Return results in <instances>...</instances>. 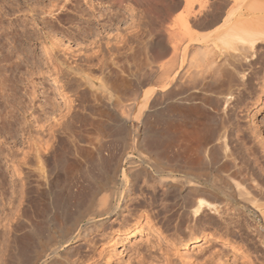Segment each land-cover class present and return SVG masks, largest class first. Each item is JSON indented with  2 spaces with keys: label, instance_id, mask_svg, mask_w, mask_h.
Masks as SVG:
<instances>
[{
  "label": "rangeland",
  "instance_id": "374dc122",
  "mask_svg": "<svg viewBox=\"0 0 264 264\" xmlns=\"http://www.w3.org/2000/svg\"><path fill=\"white\" fill-rule=\"evenodd\" d=\"M206 2L208 5L213 3L208 10H213L214 16H219L217 22L210 21L211 16L204 13L198 15L196 13L195 17L187 16V5L181 0H115L113 4L104 0H0V264H202L211 257L214 259L213 262L217 261L218 264L264 263L262 245L264 233L261 232V237L251 230L258 225L256 221L252 222L241 216L238 220L240 228L234 227L230 233L224 234L225 224H218L216 215L206 210L198 221L201 225L204 224L202 232L190 235L187 225L192 226L194 218L191 217V220L177 230L174 227L175 221L167 219L170 212H165L163 207L164 203L174 202L173 198L162 195L158 187L154 193L151 192L142 174L136 175L133 179L130 176L126 178L127 180L124 178L118 180L122 179V167L119 164L116 173L117 184L109 186L102 183L106 180L107 172L110 174L114 165L119 163V160L117 161L119 156L124 159L125 152L131 153L134 160L138 158L136 164L146 166L150 172L153 171V166L152 162L145 158L147 155L152 154L160 160H167L163 125L165 126L166 122L164 106L169 102L164 100L166 95L159 92L158 80L151 78L153 81H149L146 89H156L152 95L155 97L152 98V102L156 105L151 102L148 116L136 118L139 121L132 120L130 125L132 130L129 126L132 134L128 136L130 141H127L129 144H125L123 125L115 116L112 115L111 118L110 105L105 101L107 105H104V108L103 102L102 104L93 102L95 96L94 92L91 94L93 89L81 78L83 73L92 77L102 76L93 70L94 66H87V57L94 56L93 52L99 50L104 54L107 67H112L110 63L115 66V62L118 66L113 68L123 72L119 77L134 80L136 77L129 75L126 66L129 61L136 64L134 67L142 62V55L138 50L140 42L152 37L155 43L152 46L151 67L156 70L161 62H166L168 60L166 58L172 55L169 46L171 42L178 41L185 45L192 34L195 33L197 38L200 36L198 38L200 39L203 35L209 32L211 34L220 28L219 25H223L232 3L229 0ZM257 5L252 4L255 8ZM194 6L197 11L198 3L195 2ZM163 10L165 16L159 12ZM181 23L192 30L183 28ZM167 31H171L172 36L169 35L171 38L168 37ZM197 41L189 43L191 45L189 50L194 51L192 54L199 46L197 43L201 42ZM161 43L169 46L168 50L171 52L164 53ZM121 44L133 45L137 49L132 50L135 51L132 56L130 50L127 51L128 63L123 58L126 56L123 52L128 46L123 47L125 50L121 48L120 52L123 55L119 50L117 52L114 50L115 46H122ZM263 48L264 43L261 42L256 50L260 57L264 56ZM129 54L131 57H128ZM221 57L225 59L227 56L223 53ZM222 63L223 67H229L227 61L222 60ZM50 64H60L61 72L58 76L61 79L60 84L54 82L52 77L54 73L52 68H49L53 66ZM49 69L52 73H48ZM253 69L244 66L237 75L239 78L237 87L241 90L243 74L249 79L250 89L244 90L245 95L243 94L241 99L236 101L233 97L226 99L227 95L231 94L229 91H224V94L219 96L224 100L221 99L223 107L220 106L218 113L216 112V122L221 120L217 122V127L220 128V122L225 125L224 128L230 126L233 121L237 122V126L231 125L232 129L225 132L226 139L222 137L223 139L217 141L219 151L225 148L227 150L224 151L235 149L247 151L249 147L256 146L257 151H261V144L264 141V69L261 71H257L256 67ZM116 78L118 76L114 77L113 82ZM55 88H61L62 93H66L70 99L69 108L68 101H61L62 98L58 97ZM196 89H186L184 95L193 93ZM196 92L203 93L204 96L210 94L203 87ZM237 92L232 91L231 96H236ZM199 93L198 96L201 97L203 94ZM198 96L194 97L195 100L192 97V102H199ZM111 102H116V97H113ZM91 106H96L97 110L102 109L104 113L100 110L99 112L103 113V116H100L99 112L96 113V108L92 109ZM115 106V109L119 110L120 105ZM204 107L206 112L201 111L202 114L213 108L207 104H204ZM93 110L96 111L95 114H90ZM95 118L99 119L97 122L103 119L105 128L102 127V122L97 123ZM91 122H95L97 128L100 126L98 124H101V128L98 129H103L98 131ZM219 128L218 132L224 131V128L221 127L220 131ZM188 129L186 137L183 135L180 139L186 140L184 141L186 145L183 146H188L191 150L193 148L191 143L195 146L197 135L193 129ZM135 134L138 137H135ZM200 135H203V131ZM139 139L142 145L145 144L142 146L143 150L135 142L136 140L139 142ZM180 141L182 143V140ZM220 142L222 144H219ZM223 142L227 146L223 145ZM124 145L132 148L131 151L127 146V150L124 151ZM63 148L66 150L69 148L68 150L73 153L70 154L73 160L70 152L67 150V153ZM138 148L144 153H137ZM189 149L187 148V151ZM61 150L65 151L64 157L69 155L70 159L60 158ZM180 150L182 151L181 148ZM52 152H55L54 155ZM54 156H57L59 161L57 160L58 162L52 165L54 167L50 168V171L52 169L50 177L45 174L47 171L39 172L41 169L39 167L46 170L47 166H51L53 161L51 157ZM222 161L223 159L219 160L217 166ZM123 168L128 170V165H124ZM41 175L46 176L42 178ZM46 177L51 178L55 184L52 186L44 181ZM112 187L123 196L118 203L117 213H110L109 217L100 220H97L99 216H96V220L93 219L92 224L91 222L88 224L87 216L106 211L107 204L102 198L110 194ZM114 200L112 202L116 204L118 199ZM175 202L177 205L172 210L177 209L181 203L180 200ZM86 208L88 209L86 216L80 218L71 230L69 225L72 226L78 211ZM217 227L218 230L215 229ZM30 228H33L31 229L33 231ZM64 229H69L68 238L72 236L69 244L57 253L48 254L50 248L61 243L63 238L58 234ZM213 232L216 233L212 234ZM50 234L54 235L52 239H49ZM183 236L187 238L182 240Z\"/></svg>",
  "mask_w": 264,
  "mask_h": 264
},
{
  "label": "bare ground",
  "instance_id": "6f19581e",
  "mask_svg": "<svg viewBox=\"0 0 264 264\" xmlns=\"http://www.w3.org/2000/svg\"><path fill=\"white\" fill-rule=\"evenodd\" d=\"M104 1H106L110 4H113L115 0H104ZM181 1H185L186 5H187V16L193 15L195 17L200 13H204L207 16H211V18H209V19H211L210 21L214 20V22H217L216 19H219V18H217L219 16H216V15L214 16L213 10H208V8L211 5V4H209V5L207 4L206 1H208V0H197V1L196 0H181ZM229 1H230V3H232V5L230 4L231 8L226 14L225 21H224L223 25H219L220 28L217 27L218 29H215L211 34H210V32L207 35L202 34L203 36L201 35L202 37L200 39H198L200 36L197 38L196 34L193 32L194 34L191 35V39L189 40V42H187L188 44H185V45L181 42H178V41L177 42H171V44H169V46H170V50L172 49L173 53H170V54H172L173 57H172V55H169V58H166L168 60L167 61L165 60L166 62H164V63L161 62V64H159V66H157L156 70H153L151 67L152 66L151 63L153 62V61L151 62V57L153 56V55H151V53L153 51L152 46L154 45L155 40H153V38L149 35L151 37L150 39L147 38L144 40L143 39L144 37H143L142 38L144 40V41L142 40L143 42H140V40H139V42L141 43L140 44L141 46H139L138 50H140V52H141L142 62L137 67H134V65H136L135 63L131 64L132 61H129V63L127 61V54H128L127 51L128 50H130L131 56L133 54H135L134 53L135 51L134 52L132 51L133 49H136L133 45L128 46V45H124V44L122 45L121 44L122 46H115V48H114V50L116 49V52H117V50H119V53H121L122 55H123V53L126 54V56L123 57V58H125V61H127V63H128L126 66V70H127V72L129 71L128 72L129 75L135 76L136 79L131 80V79L123 78L121 76L119 77V75H122L123 72L119 71V72H122L120 74L117 71V69L115 70V68H113L115 66L117 67L118 65H116L115 62L112 61V62H114L115 66H113V63H110V66L112 64V67H107V64H106L105 59H104V54L101 53L99 50H95L93 52L94 56H88L86 61L88 63V65H87L88 67L94 66L95 68H93V70H96L97 72H99V75L102 74V76L101 77H92V76H90L88 74H84V73L81 76V78L85 81V83L88 84L89 88L93 89L91 91V94H92V92H94L95 96H93L94 99L92 98L93 99L92 101L97 102V104H98V102H99V104H102V102H103L104 103L103 106L107 105V104H105V101H107L108 104L110 105V108H111V109L109 108V110L111 112V118H112V115L115 116L118 119V122H121V125H123L124 132H122V133H124L123 139L125 141V144H129V142L127 143V141H130V140H128V136L130 134L129 130L131 127L130 125H131L132 120L133 119L135 120L136 118L140 119L142 117L148 116L147 115L149 113L148 109L150 108L151 104L154 103V102H152V98L154 97V96L152 97V95H153V93L156 92V89H154V88H149V90L146 89L147 84L149 83V81H151V80L153 81V79H151L153 77H154L155 81L158 80V82L160 83L159 92L160 91L163 92L166 95V96L164 95L165 96L164 100L169 102V103L167 102L168 104L165 103L167 105L164 106L165 111H166V115L164 114L166 116L165 117L166 122H165V126L163 125V127H165L163 130L165 133L164 135L166 137L165 138L166 140L164 139L166 142V146H164V147H166L165 153L167 155L166 156L167 160H165V161L160 160V158H156V155H155V157L152 154L147 155L148 157H145V158H147V160H150L152 162L151 165L153 166V171L150 172L146 168V166L144 167L142 164H139L138 161H137L138 164H136V160L138 158L136 160H134L131 153L126 154V152H125L124 159H122L119 156V159H117V161L119 160L118 161L119 163H117V161L115 160L117 164L114 163L115 165H114V168L111 170L112 172L110 174L107 172L108 175L105 176L106 180L104 179L105 182L103 181L102 183L104 185L109 184V186H111L110 184H114L117 182L116 181V179H117L116 173L118 171L119 164H121V167H122V169H121L122 179L119 178L118 180H124L130 176L132 177L131 179H133V178H135L136 175L142 174V176H143L142 178H144V181L146 182V184H148V187L150 188L151 192L154 193L155 188L158 187L161 190L162 195H164L166 197L169 196V197L173 198L174 202L169 203V204L164 203L163 207H164L165 212H170V214L167 216V219L175 221L174 227L177 230H180L181 227L186 222H188L189 219L191 220V217H192V219L194 218V221H195L194 224L192 226L187 225L190 235H195L197 233L199 234L200 232H202L201 228L204 224L202 222L203 225H201V223L198 221H200L199 217L206 210L209 211V213L216 215V220H218L217 221L218 224H220V223L225 224L224 225L225 230L223 231L224 234L230 233L231 229L234 227H238V229L240 228L239 227L240 221H238V220H239V217H241V216H242V218H243V216H244V218L245 217L248 218L252 222L253 221L258 222V225L255 227H253V225H249V226L253 227V228L252 227H250V228H252L251 230H253L254 233L260 234L259 236H261V232H262V234L264 233V158H263L264 152H262V151H264V141L262 142L263 144H261L262 146L258 145V146L262 147L261 151L260 150L257 151V149H256L257 146L256 147H249L248 150L246 149L247 151H242V150L236 151V149H235V151L234 150L224 151V150H227V148L224 147L225 149L223 150V146H222L221 149L223 151H219V150H217V147H218L217 141L220 138L226 139L225 132L229 131V129L232 127L231 125H233L234 127L237 126L236 125L237 122L233 121V123H231L230 126H227L228 129H226L227 127L224 128L225 125H222V122H220V125H219L220 128L221 127L224 128L223 129L224 131L221 132L220 128L217 127L218 126L217 122H219L221 120H218L219 119L218 118L217 119L218 121L216 122V119H215L216 114L218 113V109L221 106V103H220L221 99L224 100L223 97L220 98L219 96L224 91H229L232 94V91L237 90L238 92L235 93L236 96H234V95L231 96L230 93H228V94H230V96H228L226 94L227 95L226 99H231L233 97L234 101H236V100L241 99L242 96L245 95L244 90L249 88V84H248L249 79H248V76H246L245 74H243L244 82H242L243 81V80H241L242 78L240 79L241 84L243 85V89L241 90L240 88L237 87L239 85V78L237 75L240 73V70L244 66L245 67L249 66L252 69L254 67H256L257 71H261L264 69V56L260 57L259 54L256 53L257 46L261 42L264 43V0H229ZM195 2L198 3L197 11L195 10V6H194ZM227 3L229 4V2H227ZM253 3L255 5H257V4H260V5H257L256 6L257 8H255L252 6ZM212 5H213V3H212ZM212 5H211V7H212ZM159 12L165 16V13L163 14L164 10L159 11ZM196 13H197V15H195ZM162 15L160 14V16H162ZM194 17H192V18H194ZM196 18H198V17H196ZM191 20H193V19H191ZM198 22L199 21H197V23ZM154 23L155 22H153V24ZM181 25H182V23H181ZM152 27H154V26H152ZM182 27L184 28L185 26L182 25ZM187 27H185V28H187ZM187 29L189 30V28H187ZM190 30H192V29H190ZM170 32H168L169 38H171L170 36H172V34ZM172 32L174 33V35H176L174 31H172ZM177 34H179V33H177ZM186 36H188V35H186ZM187 38H190V37H187ZM196 40H198V41L201 40V42H198V41H197L198 43L196 42L199 46L197 47V49H195L196 51H195V53H194L195 55H194V54H192L194 51L189 50V48L191 46L189 43L190 42L194 43ZM185 43H186V41H185ZM136 44L138 46V43H136ZM158 44H159V42H158ZM124 46L125 47L128 46V47H126V50L124 49L125 48ZM169 46H165V45L162 46V48H163L162 50L164 53L167 54L168 52H171L168 50ZM192 47L196 48L194 46H192ZM259 47H261V46H259ZM97 48H99V46ZM121 48H123L125 50L123 53L120 52V51H122ZM260 50H262V48ZM111 53H113V52H111ZM223 53H225V55L227 56V57H225V59L221 57L223 55ZM109 54H110V52H109ZM191 55H194V56H191ZM129 56H130V54L128 55V57ZM166 57H167V55H166ZM114 58H117V57H114ZM170 58H172V59H170ZM112 59H113V57H112ZM94 60H96V62H94ZM222 60L228 62L227 63V67L229 66L228 68L222 66L224 64V63H222ZM51 66H53V67H49V68H52L51 70L54 73V75L52 76L54 79V82L56 84L57 83L60 84L61 79L58 76L61 72L60 71L61 66H60V64H54ZM119 68H120V66H119ZM51 70L49 69V71H51ZM49 71H48V73H52V71L51 72H49ZM252 71H254V69ZM138 73H139V75H142V76L139 77ZM255 73H256V71H255ZM117 76H118V78H116V80H114V82H113L114 77H117ZM155 76H157V78ZM111 77H113V78L111 79ZM260 85H261V83H260ZM58 86H61V85H58ZM200 87H203L204 89L206 88L210 92V94L204 96L203 93H202L203 94L202 95L199 92H196L197 89H199ZM195 88H197V89H196V91L194 90V92L192 91L193 93L189 94L187 92L188 95H184V93H186V89L190 90V89H195ZM55 89H57L56 94H58V97L62 98L61 101H68V108H69V106H71V104L69 105L70 99L68 98V96H66V93H62L61 88H55ZM150 89H152V90H150ZM63 92H65V91H63ZM198 93L202 96L199 97ZM196 95L199 97L198 100H200V101L199 102H197V101L192 102V97L195 100ZM158 96L159 95H157V97ZM160 96H162V94ZM113 97H116V102L112 103L111 100ZM169 100H171V101H169ZM223 103H224V101H223ZM117 104L120 105L119 110L117 108L115 109V107H116L115 105H117ZM204 104L205 105L207 104L209 107L212 106L213 108L211 110L214 109L216 111L213 112L210 110V111H207L206 114H202L201 111L205 110ZM152 106H154V105H152ZM91 107H93L92 109L96 108V106H91ZM121 107H122V109H121ZM221 107H223V106H221ZM53 108H54V106H53ZM98 108H100V107H98ZM104 108H105V106H104ZM92 109H91V111H92ZM95 110H97V108ZM95 110H93V113H90V114H95L94 113ZM99 110H100V112L104 113V111L102 109H98L97 112L96 111L95 112L98 113ZM117 111H120V112H117ZM100 112H99L100 116H103V113L101 114ZM204 112H206V111H204ZM226 112H227V110H226ZM100 116H99V118H100ZM227 116H228V114H227ZM106 117H108V116L106 115ZM108 118L110 119V117H108ZM226 118L227 117H225V119ZM139 119H136V120L139 121ZM221 119H222V117H221ZM95 120L97 122V120H99V119L95 118ZM95 120H92V121H95ZM230 120H231V118H230ZM103 121L104 120L102 119L101 124H103ZM99 122H97V123H99ZM224 122H226V121H224ZM91 123H94V124H91V125H93V127H95L97 125V124L95 125V122H91ZM114 123H115V121H114ZM101 124H98V125L102 126ZM118 124H120V123H118ZM143 124H144V122H143ZM110 125H112V124L110 123ZM100 126H98V128ZM106 126H108V125H106ZM102 127H104V124ZM96 128H97V126L95 127V129ZM98 128H97L98 131H101L103 129L102 128L101 130H99L101 127L99 129ZM188 128L189 129L191 128V130L193 129L197 135V136L195 135L196 136V142L194 143L195 146H192L193 143H191V147H193V148L190 147L191 150L189 149L188 146H185L190 150V152H188L189 150L187 151V148L185 150V147L183 146V144L186 145L185 144L186 140L180 139V137L185 135V133H186V135L188 134L186 132ZM217 128H219L220 132H218ZM147 129H148V127H147ZM131 130H132V127H131ZM136 130H137V128L135 129V131ZM148 131H149V129H148ZM202 131H203V135H200V133ZM237 131H238V129H237ZM81 132H82V130H81ZM190 132H192V131H190ZM228 133H227V135H228ZM135 135H136L135 137H138L137 134H135ZM164 135H163V137H164ZM186 135L184 137H186ZM258 135H256V136H258ZM141 137L142 136H140V138ZM227 137H229V135ZM135 139H133V140H135ZM184 139H186V138H184ZM180 140H182V143ZM135 142L138 143L137 145L139 148H141L142 150L144 149L143 147L145 146V144L143 143V145H142L141 140L139 142L136 140ZM135 142L133 144H135ZM189 142H190V140H189ZM219 144H222V143L220 142ZM223 145H225V143ZM124 146H125L124 151H126L127 148L129 149V146H127V145H124ZM126 146H127V148H126ZM130 146H132V145H130ZM225 146H227V144ZM97 147H100V146H97ZM133 147H134V145H133ZM139 148H138L139 152L137 151V153H140V154L144 153V152L141 153ZM180 148L182 149V151L184 149L186 152L185 151L182 152L180 150ZM130 149H132V148H130ZM63 150H65L67 152L66 148H63ZM63 150H61V153L59 156L60 158L64 157L65 151L62 152ZM91 150L93 151V148ZM91 150H90V152H91ZM69 152H70L69 155L70 154L73 155V153L71 151H69ZM52 153L54 155L55 152H52ZM147 153H148V151H147ZM151 153H153V152H151ZM74 155H76V154L74 153ZM68 156H66V157L68 158ZM141 156L139 155V157H141ZM144 156H142V157H144ZM66 157H64V158H66ZM70 157H71V155H70ZM70 157L68 159H70ZM51 158L53 160L51 164L49 163L51 166H47L46 170H44L43 167L38 166L39 168H41L39 170V172L43 171V173H44V171H47V173H45V174H48L49 177H50V174H52L51 173L52 169L50 171V168L54 167L52 165H55V162L59 161L57 159V156H54ZM89 158H91V157H89ZM116 158H118V156ZM145 158L142 159L143 162H144ZM71 159H72V157H71ZM121 159H122V163H120ZM170 159H172V160H170ZM222 159H223V161L221 162V164H219L217 166V164L219 163V160H222ZM142 160H140V162ZM150 161H148V162H150ZM60 162H62V160ZM49 164L46 163V165H49ZM124 165H128V170L126 169L128 174L126 173L125 168H123ZM16 172H18V170H16ZM18 173H20V171ZM18 173H16V174H18ZM43 173H41V174H43ZM66 173H68V172H66ZM70 174H72V173H70ZM45 176H42V178ZM49 177L48 178L46 177L47 179L45 178L44 181H46L48 184H52V186H53L55 183L52 182L53 180ZM100 188H101V186H100ZM110 191H109L110 194L108 196H105L104 198H102L104 201H106V204H107L106 211L97 213L96 215L92 214L91 216H87L88 221H89L88 224H90V222L92 224V221H93V219L96 218V216H99V218L97 220H100L102 218L109 217L110 213H112V214L117 213V209L119 207L118 203H119V201H121L120 199L123 196H121V194L118 192V190L115 189L114 187H112V189ZM114 199L115 200L118 199L116 204H113V202H112ZM176 200H180L181 203L178 205L177 209L172 210V208H174L175 205H177V203L175 202ZM87 208L83 209V210H79L78 216H76V217L74 216L75 218L73 219L74 221L72 223V226L69 225V228L71 230H72L71 227H75L77 221L80 218L86 216V214L88 212ZM170 210H172V211H170ZM211 216H213V215H211ZM203 218H205V216ZM228 218H230V220H227ZM210 219H212V218H210ZM201 220H202V218H201ZM94 222H93V224H94ZM30 225H32V224H30ZM215 226H218V225H215ZM31 229H33V228H30V230ZM215 229L218 230V227ZM248 229H249V227H248ZM31 231H33V230H31ZM215 233L216 232H213L212 234H215ZM68 234H69V229L61 230L58 234L59 237L63 238L61 243L54 245L52 248H50L48 254L57 253L58 250L65 248L69 244L70 239L72 238V236L68 238ZM48 236H49V239H52L54 235L50 234ZM185 238H187V236H183V238H181V239L184 240ZM262 245H264V244H262ZM35 256L37 257V255H35ZM213 260L214 259H212V257H211V258L207 259L206 261H204L202 264H218L217 261H215L216 263H214Z\"/></svg>",
  "mask_w": 264,
  "mask_h": 264
}]
</instances>
